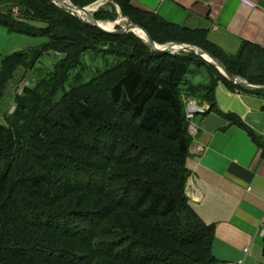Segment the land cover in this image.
Instances as JSON below:
<instances>
[{
  "label": "trees",
  "instance_id": "obj_1",
  "mask_svg": "<svg viewBox=\"0 0 264 264\" xmlns=\"http://www.w3.org/2000/svg\"><path fill=\"white\" fill-rule=\"evenodd\" d=\"M70 1L87 7L99 0ZM111 1L157 44L199 47L235 77L264 86V49L227 55L203 32L136 9L132 0ZM0 25L49 39L3 60L0 101L18 67L32 69L52 51L64 56L49 79L17 95L15 111L0 124V264H218L215 225L186 194V102L203 100L213 111L219 82L264 92L240 88L195 53L157 52L132 33L102 32L49 1L0 0ZM91 51L116 62L87 82L77 73L65 90L80 56ZM192 65L206 67L209 86L188 83Z\"/></svg>",
  "mask_w": 264,
  "mask_h": 264
},
{
  "label": "crops",
  "instance_id": "obj_2",
  "mask_svg": "<svg viewBox=\"0 0 264 264\" xmlns=\"http://www.w3.org/2000/svg\"><path fill=\"white\" fill-rule=\"evenodd\" d=\"M132 5L205 33L227 55L237 56L246 46L264 49V0H132ZM190 102L206 112L190 122L186 194L200 218L215 225L213 254L218 264H264V97L219 82L213 111L203 100Z\"/></svg>",
  "mask_w": 264,
  "mask_h": 264
},
{
  "label": "rangeland",
  "instance_id": "obj_3",
  "mask_svg": "<svg viewBox=\"0 0 264 264\" xmlns=\"http://www.w3.org/2000/svg\"><path fill=\"white\" fill-rule=\"evenodd\" d=\"M72 3V1L69 0ZM74 4V3H73ZM63 8L62 5H58ZM86 8L91 9V13H108L110 15H116L115 20H97L102 25H114L116 29H122L132 23L129 17L123 15L121 8L118 4L113 3L111 0H99L93 4L88 5ZM64 9V8H63ZM66 10V9H65ZM68 12V10H66ZM14 13L18 15L17 9H14ZM78 15L81 19L88 22V19L84 15ZM118 23V25H116ZM136 25V24H134ZM137 26V25H136ZM141 31V30H138ZM142 32V31H141ZM49 43V39L45 36H28L22 34L11 33L5 26L0 25V70L3 60L16 52L27 51L31 48H37ZM172 43V42H170ZM168 44V43H166ZM165 45V44H161ZM199 48V47H198ZM64 56L52 51L45 53L36 63L34 68L29 69L25 67H18L14 72L13 78L7 83L3 97L0 101V124L6 125V117H9L16 109V97L24 96V91L19 94L16 89L23 84L24 81H29L30 88H34L41 79H49L50 73H53L56 69L57 63L63 59ZM80 68L74 69L70 72V77L65 85V90H69L71 86L76 83V74L81 72V82H87L97 76V74L103 72L105 69L112 67L115 64V60L109 55H103L101 52L94 51L85 53L80 56ZM82 68V69H81ZM192 73H188L186 80L188 83L194 86L207 87L209 83V75L205 66H191ZM54 83V82H53ZM22 85V86H23ZM62 95V92L58 97ZM15 107V109H14ZM129 141L128 137H124V141ZM130 144V142H129ZM129 147V146H128Z\"/></svg>",
  "mask_w": 264,
  "mask_h": 264
},
{
  "label": "water",
  "instance_id": "obj_4",
  "mask_svg": "<svg viewBox=\"0 0 264 264\" xmlns=\"http://www.w3.org/2000/svg\"><path fill=\"white\" fill-rule=\"evenodd\" d=\"M41 1H49L56 5H62L64 9L68 10V12L72 14L84 15L88 19L89 24H91L94 27H97L102 32H105L108 34H116V35L124 34V33H132L136 37H138L140 40H142L146 45H148L149 48L157 52H161L165 54H178L182 52L195 53L196 55L203 58L207 63L215 65L216 68L219 70V72L223 76H225L230 82L239 86L240 88L249 90V91L264 92V86L253 85V84L248 83L247 81H244L240 78L235 77L219 59H217L213 55L209 54L208 52L198 47H195L192 45L180 44V43H173V42L165 44V45L157 44L144 29L134 24H130L127 27H124L119 30L116 28H114L113 30H108L101 26L100 22H98L95 19L94 14L91 13V10L89 8L76 6L75 4L69 2V0H41ZM116 25H118V23H116ZM135 30L143 31L146 37L142 38L138 36L135 33Z\"/></svg>",
  "mask_w": 264,
  "mask_h": 264
},
{
  "label": "built area",
  "instance_id": "obj_5",
  "mask_svg": "<svg viewBox=\"0 0 264 264\" xmlns=\"http://www.w3.org/2000/svg\"><path fill=\"white\" fill-rule=\"evenodd\" d=\"M23 85V84H22ZM20 86L19 88H18V92H19V94H21L22 93V91L29 85V83H28V81H25L24 82V85L23 86ZM196 110V108H194V107H190L189 108V115H188V117L189 118H192V116H193V112ZM227 264V263H226Z\"/></svg>",
  "mask_w": 264,
  "mask_h": 264
},
{
  "label": "bare ground",
  "instance_id": "obj_6",
  "mask_svg": "<svg viewBox=\"0 0 264 264\" xmlns=\"http://www.w3.org/2000/svg\"><path fill=\"white\" fill-rule=\"evenodd\" d=\"M81 16H82V15H81ZM101 26H102L103 28H105V29H108V30H113V29H114V25H113V24H111V25H102V24H101ZM135 33H136L138 36L142 37V38H145V37H146V35H145L143 32H141V31L135 30Z\"/></svg>",
  "mask_w": 264,
  "mask_h": 264
}]
</instances>
